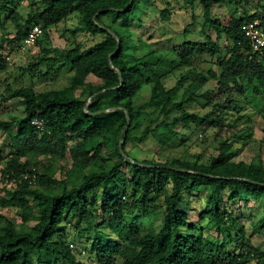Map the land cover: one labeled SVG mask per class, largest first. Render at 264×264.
<instances>
[{
  "label": "trees",
  "instance_id": "1",
  "mask_svg": "<svg viewBox=\"0 0 264 264\" xmlns=\"http://www.w3.org/2000/svg\"><path fill=\"white\" fill-rule=\"evenodd\" d=\"M22 1L0 0V73L8 66L5 44L21 48L32 25L39 24L41 54L31 64L33 73L50 61L58 68L68 64L73 74L62 88L8 86L10 96L4 100L19 101L23 115L0 116V175L14 183L10 189L0 183V207L20 209L22 226L0 211V264H91V259L99 264H117L119 259L122 264H264V248L247 238L239 249L228 250L234 232L239 237L246 233L243 214L230 211L229 202L253 200L262 213L251 234L264 231L261 152L249 162L237 159L247 142L236 146L241 141L234 132L220 139L206 161L198 154L194 161L139 159L128 149L129 143L140 145L149 136L166 146L181 128L210 120L219 132L233 130L244 119L243 102L264 97V48L253 50L242 25L264 22V0H183L192 10L197 3L202 6L204 39L142 54L130 49L128 39L142 0H39L25 16L17 8ZM227 5L235 12L224 24L214 10ZM71 14L79 16V24L68 32L101 34L102 40L87 47L75 40L63 48L51 46V29ZM108 15L112 23L119 22L117 30L106 24ZM159 17L168 19L170 10L160 9ZM7 20L15 26L13 37ZM184 33L190 34L189 27ZM199 57L211 58L217 69H197ZM177 70L181 75L176 84L167 87L164 80ZM90 75L98 82L90 81ZM210 81H216V89L207 87ZM145 85H150L149 97L137 104ZM183 86L189 96L175 101ZM199 97L212 105L205 114L187 107ZM228 108L238 116L227 120ZM35 117L44 119V131L36 132ZM201 195L205 208L198 212L199 220L208 217L211 227L226 235L222 241L196 234L198 224L190 223L183 209ZM140 217L150 224L133 221ZM69 226L92 235L89 251L76 247L87 260L79 259L64 237Z\"/></svg>",
  "mask_w": 264,
  "mask_h": 264
},
{
  "label": "rangeland",
  "instance_id": "2",
  "mask_svg": "<svg viewBox=\"0 0 264 264\" xmlns=\"http://www.w3.org/2000/svg\"><path fill=\"white\" fill-rule=\"evenodd\" d=\"M33 2L38 4L32 5ZM39 5V0H23L21 4L17 7L22 15H26L30 9L36 8ZM34 6V7H33ZM160 9H169L170 17L166 20H161L159 17ZM235 12V7L233 5L221 6L214 10V15L219 17L220 21L227 24L232 19ZM251 10L250 13H253ZM196 16L193 19L192 14ZM202 6L196 4L195 9H191L190 6L186 5L183 0H142L138 3L137 8L134 10V21L130 26L131 36L130 39L131 50L137 54H142L146 51L156 50V52H163L165 48L171 47L173 44H180L186 39H204L202 36ZM78 15L73 14L67 20L59 23L57 26L53 27L50 32V44L56 48H63L69 46L74 40L80 42L83 46H89L92 43L102 40L103 35L98 34L93 37L90 34L79 33L73 36L68 29H72L78 24ZM112 16H105L103 19L106 24L117 30L119 22L112 23ZM194 22V25L191 26ZM10 35L13 37L15 34V26L12 21H5ZM189 27L190 34L185 35L184 29ZM109 29V28H108ZM68 30V31H67ZM112 32V31H111ZM208 32L212 33L213 37L216 34L208 29ZM164 40L162 44L151 46L148 43ZM11 43L5 44V49L3 51L4 57L8 63L7 69L0 73V116L7 118H18L23 115V108L19 101L15 98H10L9 101L4 100L5 97L10 96L8 92V86L12 88H18L21 86H32L37 91H43L52 88H62L69 83V80L73 74V70L68 64L62 65L58 68L57 64L51 65L49 61L46 64L40 66V72L37 70V75L33 73V66L31 64L35 61L36 57L41 53V47L38 43L31 46L25 45V47H18L11 49ZM9 57V58H7ZM194 66L202 71L207 72L209 68H216L214 62L209 57H199L195 60ZM31 70H27L30 69ZM187 67L183 68V70ZM36 71V70H35ZM40 76V74H44ZM181 75V71L177 70L175 74L170 75L164 80L167 87H171L176 84L177 79ZM89 80L97 83L98 79L90 75ZM186 85V83H185ZM216 81H210L207 87H214L216 89ZM140 95L136 100L139 104L148 99L150 93V85L143 86L140 91ZM189 96V90L186 86L179 87L174 94L175 101H181ZM244 109L241 110V114L245 117L242 119L233 130L225 129L219 132V128L215 122L207 121L202 124L192 125V127L181 128L182 132L178 134L174 139H172L166 146H161L159 141L153 136H149L148 139L137 146L133 144H128V149L131 150V155L139 159H155L157 161H165L169 159H182L194 161L196 155H200L202 161H206L208 156L215 152L216 147L219 145L220 139L224 136H231L234 132L238 140L236 146L242 147V142L246 141L247 144L244 146L241 153L237 156V159H244L246 161H251L253 159H258L260 152L262 158H264V118L262 113L264 112V97H259L251 102L244 101ZM211 104H207L205 100L201 97L196 98L193 102L187 104L190 111H195L200 114H205L212 109ZM224 116L227 120L236 118L237 113L231 108L226 109ZM177 112H173L171 118ZM219 113L218 109L213 115L216 118ZM200 133L202 135H200ZM2 139H0L1 141ZM0 175V183L2 186L7 185L10 189L14 187L13 182L3 181ZM4 192H0L3 195ZM162 199V198H160ZM161 202V200H159ZM229 210L235 214H243L241 222L245 226L246 233L243 237H239L236 232L233 235L234 240L230 245H228V250L239 249L244 241L249 239L254 245L261 246L264 248V231L251 234V229L253 226V221L257 220L261 215L262 211L259 210L253 200L248 203L238 200L237 202L228 203ZM205 208L204 196H195L190 204L183 205V209H187L189 221L196 222L198 224V229L196 234L203 236L212 237L215 240L222 241L225 238L224 233L218 232L214 227H211L210 219L207 217L204 220H199V211ZM0 211L4 213L9 219L13 220L18 227L22 226L21 216L19 214L20 209L0 207ZM136 223L150 224V219L148 218H136L133 219ZM4 221L0 220V228ZM35 222H29L33 225ZM65 238L67 241L74 243V252L78 254L79 259L87 260V257L81 256L76 250V247L85 248L89 251L92 246V235L85 232H80L74 226H69L66 228ZM90 259V258H89ZM94 260V259H91ZM89 261V260H88ZM117 264H122L119 259Z\"/></svg>",
  "mask_w": 264,
  "mask_h": 264
},
{
  "label": "built area",
  "instance_id": "3",
  "mask_svg": "<svg viewBox=\"0 0 264 264\" xmlns=\"http://www.w3.org/2000/svg\"><path fill=\"white\" fill-rule=\"evenodd\" d=\"M242 30L244 34L251 40L253 50H262L264 48V22L259 19L249 21L242 25ZM43 34V29L41 25L34 24L30 28L27 36L25 37L22 48L25 45L31 46L36 43L37 39ZM9 58V57H7ZM32 124L34 125L36 132H41L45 130V121L40 117H35L32 119ZM74 243H70V247H74ZM85 249L83 253H85ZM91 264H99L96 260H91Z\"/></svg>",
  "mask_w": 264,
  "mask_h": 264
},
{
  "label": "water",
  "instance_id": "4",
  "mask_svg": "<svg viewBox=\"0 0 264 264\" xmlns=\"http://www.w3.org/2000/svg\"><path fill=\"white\" fill-rule=\"evenodd\" d=\"M130 4H131V2H130ZM119 49H120V47L118 46V49L117 50H119ZM89 102H90V99H89ZM122 143H123V141L120 143V149H121V151H122Z\"/></svg>",
  "mask_w": 264,
  "mask_h": 264
},
{
  "label": "crops",
  "instance_id": "5",
  "mask_svg": "<svg viewBox=\"0 0 264 264\" xmlns=\"http://www.w3.org/2000/svg\"><path fill=\"white\" fill-rule=\"evenodd\" d=\"M71 15H73V14H71ZM71 15H70V16H71ZM70 16H69V17H70ZM69 17H68V18H69ZM78 24H79V17H78ZM78 24H77V25H78Z\"/></svg>",
  "mask_w": 264,
  "mask_h": 264
}]
</instances>
